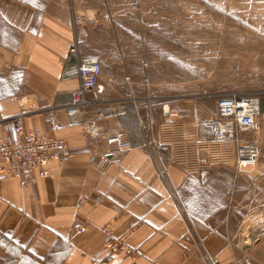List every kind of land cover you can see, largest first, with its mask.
Segmentation results:
<instances>
[{
	"label": "crops",
	"instance_id": "obj_1",
	"mask_svg": "<svg viewBox=\"0 0 264 264\" xmlns=\"http://www.w3.org/2000/svg\"><path fill=\"white\" fill-rule=\"evenodd\" d=\"M97 3L0 0V142L23 114L27 129L39 127L72 148L68 159L51 163L50 177L27 187L0 173V242L32 264H264V167L254 177L215 167L204 184L168 152L142 146L132 108L107 126L125 131L135 147L119 165L90 162L85 125L68 113L79 84L70 48L73 9L86 15ZM77 37L84 56L98 57L81 27ZM120 86L91 96L130 92L122 78ZM114 241L124 248L108 250Z\"/></svg>",
	"mask_w": 264,
	"mask_h": 264
},
{
	"label": "rangeland",
	"instance_id": "obj_2",
	"mask_svg": "<svg viewBox=\"0 0 264 264\" xmlns=\"http://www.w3.org/2000/svg\"><path fill=\"white\" fill-rule=\"evenodd\" d=\"M98 1L93 10L85 11L87 18L80 26L88 51L96 50L94 56L102 59L98 90L107 97L119 92L120 78L129 86L130 76L138 88H145L149 78L154 96L174 107L193 110L197 105L202 118L217 115L219 92L259 94L261 129L246 138L260 139L257 167H264V0ZM179 122L186 128L193 124L192 118ZM162 127H157L159 142L176 149ZM182 142L190 162L196 145ZM231 162L217 167H233ZM0 264L32 263L12 245L0 242Z\"/></svg>",
	"mask_w": 264,
	"mask_h": 264
},
{
	"label": "built area",
	"instance_id": "obj_3",
	"mask_svg": "<svg viewBox=\"0 0 264 264\" xmlns=\"http://www.w3.org/2000/svg\"><path fill=\"white\" fill-rule=\"evenodd\" d=\"M86 18L84 13L73 9L72 22L76 36L70 53L76 61L79 84L71 93L68 113L72 123L85 125V135L93 147L90 156L92 164L104 169L119 165L135 147L125 131L107 126L108 121L128 117L132 108L142 146H154L159 151L168 152L175 163L186 167L187 172L196 175L202 183L209 181L215 167L231 160L236 175L254 177L262 155V145L257 136L248 139L246 135L257 134L261 129L262 101L259 94L237 90L219 92L216 94L217 115L211 118L200 117L197 105L193 110L174 107L170 102L154 96L149 78L144 81L145 93L142 95L136 91L128 76V97H92L91 94L100 87L103 63L99 57L84 56L80 50L77 29L85 23ZM188 118H192V126L182 127L183 123L179 121ZM12 122L13 136L0 142V173L19 179L22 187L50 177L51 163L64 161L72 155V148L66 140L53 137L39 127L27 129L23 114L15 116ZM160 123L165 133L168 130L176 149L159 142L156 133ZM183 140L195 144L197 148L190 162L186 158V149L181 145ZM222 147L225 149L222 150ZM84 230L83 227L76 228L78 233ZM120 247L124 248L120 241L107 243L110 251ZM126 250L132 252L131 249ZM92 264H103V260L95 259ZM230 264L251 262L232 261Z\"/></svg>",
	"mask_w": 264,
	"mask_h": 264
},
{
	"label": "bare ground",
	"instance_id": "obj_4",
	"mask_svg": "<svg viewBox=\"0 0 264 264\" xmlns=\"http://www.w3.org/2000/svg\"><path fill=\"white\" fill-rule=\"evenodd\" d=\"M190 49V48H189Z\"/></svg>",
	"mask_w": 264,
	"mask_h": 264
}]
</instances>
